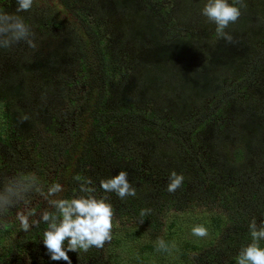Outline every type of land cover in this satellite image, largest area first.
Segmentation results:
<instances>
[{
  "label": "trees",
  "instance_id": "16d2710c",
  "mask_svg": "<svg viewBox=\"0 0 264 264\" xmlns=\"http://www.w3.org/2000/svg\"><path fill=\"white\" fill-rule=\"evenodd\" d=\"M153 2L33 0L31 10L18 13L31 27L36 48L21 42L19 49L18 44L0 49V101L7 106L2 115L7 130L0 132V189L21 172L33 173L45 192L60 183L63 191L55 198H71L79 174L91 178L97 195L101 179L126 171L136 196L122 200L112 193L108 202L114 214L150 228V235L159 234L164 221L169 225L168 250H158L156 236L142 243L140 255L158 253L163 264H199L194 255L200 252L202 264H236L240 248L251 242L249 222L264 218V0H245L240 18L226 29L233 43L217 39L206 18L199 34L185 27L183 36L166 39L170 11L156 9ZM205 2L184 0L182 23L200 17ZM0 9L17 14L16 0H0ZM105 16L120 20L117 40L108 39L102 28ZM47 27L56 30L45 32ZM125 53L135 62L131 76L112 68ZM163 96L175 114L159 120L156 110L145 108ZM83 113L89 125L80 122ZM76 151L80 159L70 163ZM128 153L134 158L125 157ZM173 170L184 180L169 193ZM144 171H157L165 182L145 178ZM32 196L39 201L30 223L52 210L44 196L32 193L28 199ZM200 206L206 207L198 214ZM145 208L152 211L141 218ZM169 208L182 217L168 216ZM13 210L0 219V264H67L47 254L41 239L46 225L25 232ZM196 223L208 224L210 239H176L178 230ZM68 255L72 264L106 262L95 247Z\"/></svg>",
  "mask_w": 264,
  "mask_h": 264
},
{
  "label": "clouds",
  "instance_id": "9594fccd",
  "mask_svg": "<svg viewBox=\"0 0 264 264\" xmlns=\"http://www.w3.org/2000/svg\"><path fill=\"white\" fill-rule=\"evenodd\" d=\"M33 7V0H16V13L10 14L0 9V49H9L18 43H25L35 49L34 33L25 20L18 15ZM245 0H206L201 9V15L215 25V36L227 43H233V36L226 31L230 24H234L241 16V9L246 8ZM78 182V193L71 198H55L63 191L60 183H52L45 192L38 176L33 173L21 172L8 180L0 189V219L7 216L9 211L23 204L26 211L16 213L21 230L27 232L41 223L46 225L42 233V243L47 254L53 261H65L72 264L68 252L86 253L90 248L102 249L112 240L114 210L107 196L97 198L92 180L79 174L73 177ZM184 177L176 171H171L166 190L174 193L183 183ZM100 188L105 193H115L120 199L128 196L135 197L136 189L128 180L126 171H119L118 175L101 179ZM32 193L44 196L51 211H43L38 219L36 210L28 207L29 195ZM151 209L140 210V217L151 213ZM4 227H7L5 224ZM251 242L243 245L235 257L236 264H264V248L260 241H264V218L259 223L255 217L248 225ZM192 235L200 238L208 236V229L203 224L194 225ZM158 250H168L163 239H158Z\"/></svg>",
  "mask_w": 264,
  "mask_h": 264
},
{
  "label": "rangeland",
  "instance_id": "374dc122",
  "mask_svg": "<svg viewBox=\"0 0 264 264\" xmlns=\"http://www.w3.org/2000/svg\"><path fill=\"white\" fill-rule=\"evenodd\" d=\"M197 2L199 0H196ZM195 2V1H194ZM231 2V0H230ZM183 3L184 0H154L153 5L155 7H157L156 9L162 10L164 13H166L167 11H170L167 13V15L169 16L168 18H165L164 20V26H165V38L167 39L168 37H170L172 34H176L178 36H183L186 33V28L188 27L189 30L194 33V34H199L204 28L202 26V24L204 23V18L202 15L200 17L198 16H192L191 18L187 19L186 23H182V9H183ZM55 6H57L58 8H62L60 6L59 3L55 2ZM76 8H78L77 5H75ZM65 12V10H64ZM174 17V24H172V18ZM104 20L101 21V26L102 28L107 31V37L108 39L113 38L116 36V40H117V34H118V28L120 26V20L118 19H114V20H110L109 16H105L103 18ZM93 20L95 22H98V19L93 17ZM181 25H183L184 27H182ZM55 31L56 29L52 28V27H47L45 29V32L47 31ZM110 43L107 44V46ZM17 48L19 49L20 46L19 44L17 45ZM109 52L111 54H115L116 53V49L113 46H109ZM129 51L128 49L126 50V52ZM131 53H125V55L123 56L124 59L119 60V61H114V63L112 64V68L115 71V73L120 72V69L123 70H128L126 71V74L128 76H131L130 72H133L135 70V62L134 59L131 56ZM74 77H76L75 73H73ZM116 75V74H115ZM163 99V100H162ZM64 103H62L61 106H65V101H63ZM3 101H0V132L7 130V120L2 116L3 114H5V112L7 111V106L5 107ZM68 104V103H67ZM147 112H153L154 110H156L159 114L160 117L163 119H159V120H164L167 117H172L174 116L175 112L172 109V106H168L165 102V96H163V98L161 99H157L156 101L154 100H150V102H148L146 108ZM194 116H197V111H195ZM146 115V114H145ZM80 122L84 125H89L90 123V119L87 116L86 113H83L80 115ZM140 126H143L140 125ZM111 129V128H109ZM4 139V138H3ZM204 158H207V152L203 151L202 153ZM25 156H28V153L25 154ZM134 156L133 154L128 153L127 156L125 157H132ZM72 160L70 158V163L73 162L75 163L76 161H78V159H80V154L78 151L74 152V154H72ZM134 158V157H132ZM96 162H99V160H97ZM131 163L133 164V160L129 163L127 161V164L131 165ZM139 165H142V160L139 162ZM93 170H96L95 167H93ZM144 175L145 178L150 179L152 181H155V179H157L156 181H161L162 184L163 182H165L162 178V176H159V173L157 171H144ZM158 176L160 177V179L158 178ZM11 177V176H9ZM96 186L98 187V190L96 192L97 198L99 199L100 197H105L107 196V198L112 194V193H105L101 188L99 184H96ZM207 187V184L204 186ZM236 189H241L239 187H236ZM77 194H79L77 192ZM30 204L28 205V207L30 208H36L38 201V198L35 199V197H30ZM206 206H200L197 208L196 213H201L204 208ZM212 208V207H211ZM171 208L167 209V215L169 216V212H170V216L171 215H175V217L180 218L182 217L181 214L178 213L177 210L173 209L170 210ZM19 211H26L25 206L23 204L17 206L16 208H14L13 212L16 213ZM166 215V216H167ZM10 216V215H9ZM119 215H115L114 214V218H113V225L115 226V230L112 232V240L109 243H106L105 246L102 249H99L101 251V259H105L106 262H104V264H116L114 262L111 261V259H117V263L118 264H163L160 262L162 256L159 255L158 253L155 252H145L143 255L139 254L140 251V247L142 246V243H147L149 244V241H153V239L157 236L158 239H163L165 240V234L168 232L169 230V225H164L166 221H164L162 223V227L163 230L159 233V234H155V235H150L149 231L151 230L150 228H142L139 223H134L132 221H130L129 219H125V218H121L123 216H119ZM124 219V220H123ZM198 224H203L206 228L208 227L207 223H196V225ZM179 226L177 228H180L181 224H178ZM133 228H141V229H136L135 231H132ZM191 226H184V228H182L181 230H178V234L176 236V239L181 240L182 242L186 239H191V238H197L196 236L192 235L191 233ZM208 231L211 230V228H207ZM130 234H135V238L131 237L128 238V235ZM208 239L211 238L210 234H208ZM134 238V239H133ZM200 238V237H199ZM217 244L222 245V239H224L223 235H220L218 238ZM216 239V240H217ZM116 241H120L119 244H116ZM177 242V241H175ZM193 243L196 244H200L201 241L199 239H195L193 240ZM216 249V246H214L212 248V250ZM195 254V253H194ZM205 254V252H204ZM139 256H142V259H139ZM173 257L176 258L175 255H172ZM195 259L197 260V262L199 264H202L200 261V258H202V256H200V252H197L195 255ZM230 257V256H229ZM228 258V256H227ZM226 259V258H225ZM169 260V259H168ZM26 259L23 257H20L19 262H25ZM12 264H17V263H12ZM166 264H170V263H166ZM203 264H214V263H207V262H203ZM223 264H227V262L225 261Z\"/></svg>",
  "mask_w": 264,
  "mask_h": 264
}]
</instances>
